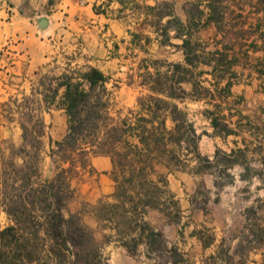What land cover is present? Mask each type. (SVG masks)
Segmentation results:
<instances>
[{
  "label": "trees",
  "instance_id": "obj_1",
  "mask_svg": "<svg viewBox=\"0 0 264 264\" xmlns=\"http://www.w3.org/2000/svg\"><path fill=\"white\" fill-rule=\"evenodd\" d=\"M220 3L221 0H212L210 7V19L215 23L221 22ZM182 49L188 68L173 65L176 75L165 80L175 91L170 96L204 101L219 109L237 81L232 71L236 60L227 53L230 49L221 45L220 49L205 52V46L192 42L191 33L186 34ZM199 65L211 67V81L202 79L204 71L194 74ZM186 75L192 84L189 94L180 86L188 80ZM46 80L49 83L44 103L64 110L67 131L62 140H50L49 152L45 153L55 165L49 178L42 177L38 146L30 147L31 151L23 147L20 166L15 161L18 154L6 156L0 147V215L7 223L0 228V264H100V246L94 233L78 214L67 213L74 194L73 177L86 169L90 156L97 155L110 157L115 183L114 192L94 207L101 229L112 232L104 239H114L131 255L143 246L150 264H192L179 250L168 247L162 232L145 221L148 210H157L173 221L180 214L178 201L168 189L167 175L159 174L157 166L172 173L184 171L191 160L211 163L197 151L200 136L187 113L177 105L168 107L160 99H151L154 110L147 107L150 117L137 114L131 124L127 118L114 120L108 116L107 79L100 71H66ZM162 109L169 110L174 124L170 130L159 113ZM206 113L212 117L214 128L221 126L214 111ZM21 128L24 141L29 134L40 145L42 122L38 121L31 130L23 125ZM209 246L202 242L203 248ZM236 256L221 242L198 264H248L247 258L236 260Z\"/></svg>",
  "mask_w": 264,
  "mask_h": 264
},
{
  "label": "crops",
  "instance_id": "obj_2",
  "mask_svg": "<svg viewBox=\"0 0 264 264\" xmlns=\"http://www.w3.org/2000/svg\"><path fill=\"white\" fill-rule=\"evenodd\" d=\"M211 5L212 0H0V147L4 154L7 156L8 146L18 147L22 142V128L14 110L34 96H40L45 106L44 138L49 144L50 140H62L67 131L66 114L44 103V95L37 93L41 90L39 83L66 71L94 68L107 79L108 116L115 113L110 118H127L133 124L137 114L150 117L147 107L154 110L151 99H160L168 107L177 105L187 113L200 136L198 153L210 161L216 152L222 153L230 163L227 172L236 173L234 183L248 184L252 189L250 182L257 176L245 178L244 173H258L257 167L264 173V139L240 136V119L252 113L253 107L250 109L252 86L240 84L238 79L243 73L238 71V64L232 68L238 79L231 87V96L222 104L227 111L226 115L221 112L223 129L212 126V117L206 113L212 110L211 105L173 98L170 92L175 91L170 82H165L176 75L173 65L188 68L182 49L187 33H191L192 42L205 46V52L221 48V23L210 19ZM208 27H214L215 33L203 40L199 35ZM199 71L206 72L202 79L211 81V67L199 65L194 74ZM186 79L180 86L189 94V75ZM168 111L162 109L159 113L170 130L174 124ZM251 147L258 148L259 154L253 155ZM238 155L245 157L243 164ZM156 169L164 170L168 189L179 198L178 205L190 207L186 189L205 175L197 176L195 170L190 174L182 170L167 173L162 166ZM82 172L86 178L79 181V202L96 204L114 192L110 157L90 156ZM258 180L259 202L264 203V183ZM251 204L246 202L243 208ZM248 261L264 264V234L263 246L253 248Z\"/></svg>",
  "mask_w": 264,
  "mask_h": 264
},
{
  "label": "rangeland",
  "instance_id": "obj_3",
  "mask_svg": "<svg viewBox=\"0 0 264 264\" xmlns=\"http://www.w3.org/2000/svg\"><path fill=\"white\" fill-rule=\"evenodd\" d=\"M192 12L197 15L195 8H192ZM219 14L220 44L230 49L228 55L235 58L238 71L243 73L239 79L237 78L241 81L240 84L252 86L250 109L253 107V112L242 115L239 125L240 136L264 139V0H221ZM214 33L215 28L208 27L199 36L207 40ZM48 83L46 79L42 80L39 83L41 90H37V93L43 96ZM242 99L244 102L243 96ZM40 100V96H34L31 101L23 103L14 110L20 125L28 130H31L38 121L44 124L45 106ZM241 105L243 111L246 110L244 109L246 103ZM211 109L218 116L220 128L223 129L221 112L227 113L226 108L221 105L219 109L213 107ZM122 114L128 116L125 112ZM110 115L114 117L115 113ZM21 137L20 146L7 147L8 150L5 151L7 156L18 154L16 163L20 166L24 157V154L20 155L23 147L31 151L30 147L38 146L41 149L42 177H51L55 165L45 154L49 152V142L46 137L44 138V135L41 137L40 145L29 134L24 141L23 131ZM251 149L253 155H258L260 152L258 148L251 147ZM214 158L208 165L201 162L197 164L195 160L189 161L184 171L192 174V171L200 170L195 174L197 176L203 174L205 178H198L189 184L190 188L186 189L188 198H186L190 201V207L184 208L178 205L180 210L178 220H170L157 210H148L145 216V221L152 228L162 232L168 247L179 250L192 264H198L203 257L216 251L221 242L225 248L229 247L231 252L237 253L236 260L248 259L253 248L263 246L264 203L259 202L261 193L257 186L258 179L264 183L263 171L257 167L258 173H244L245 178L252 174L257 176L256 180L250 182L252 189H249L248 184L234 183L236 173L227 172V169L231 168L230 163L222 153H218ZM246 159L248 161L249 158ZM238 160L243 164L245 157L238 155ZM156 170L159 174L165 173L164 170ZM84 178H86L85 174L79 170L72 179L74 194L68 202L67 213L78 214L84 225L94 233L95 241L100 246V264H150L144 255L143 246L138 247L136 253L131 255L114 239L110 242L104 239V235H112V232L101 229L95 219L94 209L103 198L96 204H85L76 199L79 181H83ZM211 183L213 187L208 188ZM176 200L179 202V198ZM250 201H252L250 208H243L246 202ZM6 224L5 216L1 214L0 228L5 227ZM202 242L210 246L203 248Z\"/></svg>",
  "mask_w": 264,
  "mask_h": 264
}]
</instances>
